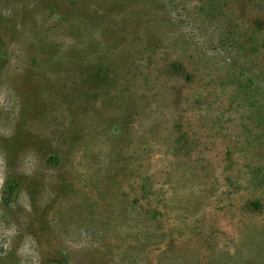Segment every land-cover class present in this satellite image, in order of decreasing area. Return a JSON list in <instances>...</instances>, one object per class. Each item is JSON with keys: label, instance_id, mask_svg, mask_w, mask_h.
Instances as JSON below:
<instances>
[{"label": "rangeland", "instance_id": "obj_1", "mask_svg": "<svg viewBox=\"0 0 264 264\" xmlns=\"http://www.w3.org/2000/svg\"><path fill=\"white\" fill-rule=\"evenodd\" d=\"M0 264H264V0H0Z\"/></svg>", "mask_w": 264, "mask_h": 264}]
</instances>
